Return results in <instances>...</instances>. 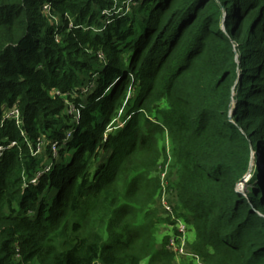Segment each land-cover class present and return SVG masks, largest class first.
<instances>
[{"label":"trees","instance_id":"16d2710c","mask_svg":"<svg viewBox=\"0 0 264 264\" xmlns=\"http://www.w3.org/2000/svg\"><path fill=\"white\" fill-rule=\"evenodd\" d=\"M160 162L205 264H264V0H0V264H172Z\"/></svg>","mask_w":264,"mask_h":264},{"label":"built area","instance_id":"2783aa9c","mask_svg":"<svg viewBox=\"0 0 264 264\" xmlns=\"http://www.w3.org/2000/svg\"><path fill=\"white\" fill-rule=\"evenodd\" d=\"M19 111L18 109H13L7 113V116H18ZM54 149H56L54 147ZM162 180V178H161ZM169 182H164L162 180L161 185V192L159 195V207L161 206L163 210V214L161 211V216H164V213L168 215L170 223H172V226L174 227V232L169 234V242L167 244V248L170 252H173L177 256H184L185 258L189 260H193L196 264H205L201 256L194 252L193 250L188 249L187 247V240H189V226L185 219L181 216L176 215L174 206L175 203L172 201H168L166 194H169L168 192L172 193L168 189ZM160 208V209H161ZM165 217V216H164Z\"/></svg>","mask_w":264,"mask_h":264},{"label":"rangeland","instance_id":"374dc122","mask_svg":"<svg viewBox=\"0 0 264 264\" xmlns=\"http://www.w3.org/2000/svg\"><path fill=\"white\" fill-rule=\"evenodd\" d=\"M48 10V9H46ZM107 19H105L104 21H106ZM46 149L43 148L42 152H43V155L45 153ZM48 161V160H47ZM255 163H256V160H255ZM254 163V164H255ZM171 167L169 166H164V168H162V162H160L157 166V169H156V173L157 175H160L162 180L164 182H168V177L169 176H172L171 175ZM242 190L245 191V184L242 185ZM169 194H166V197H167V200L170 202L172 201L173 203H176V199L174 198L173 194L168 192ZM175 207V206H174ZM161 208V206H160ZM161 211H162V214H163V210L161 208ZM176 213V212H175ZM177 215V214H176ZM165 216V217H164ZM164 216L162 215L161 216V221L158 223V228H159V231H158V236L160 238H163L164 236H168L169 234L173 233L174 232V227L172 226V223H170L169 221V218H168V215L166 213H164ZM179 216V215H178ZM194 240L193 236L191 234H189V240H187V247L188 249L190 250H194V248L192 247V241ZM175 255V254H174ZM142 264H149V259H145ZM172 264H196L195 262H191V260L185 258L184 256H177L175 255V259L172 261Z\"/></svg>","mask_w":264,"mask_h":264},{"label":"water","instance_id":"95a60500","mask_svg":"<svg viewBox=\"0 0 264 264\" xmlns=\"http://www.w3.org/2000/svg\"><path fill=\"white\" fill-rule=\"evenodd\" d=\"M253 165V164H252ZM247 181V180H246ZM242 191V190H241ZM243 192V191H242Z\"/></svg>","mask_w":264,"mask_h":264}]
</instances>
